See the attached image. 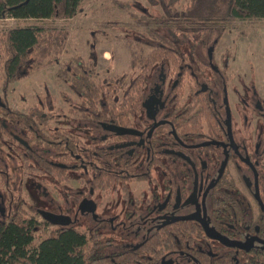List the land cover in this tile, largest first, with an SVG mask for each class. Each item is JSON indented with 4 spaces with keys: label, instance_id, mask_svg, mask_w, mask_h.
Instances as JSON below:
<instances>
[{
    "label": "flooded vegetation",
    "instance_id": "obj_1",
    "mask_svg": "<svg viewBox=\"0 0 264 264\" xmlns=\"http://www.w3.org/2000/svg\"><path fill=\"white\" fill-rule=\"evenodd\" d=\"M155 5L163 13L147 19L157 24L136 21L149 51L126 41L128 71L100 77L93 54L88 60L77 55L56 70V80L76 98L61 93L66 110L52 105L47 93L23 109L0 97V225H27L33 233L83 225L79 231L97 236L85 241L96 245L101 259L128 257L129 264H264V102L253 86L242 96L233 88L232 122L229 53L220 67L211 58L224 31L203 42L202 33L217 28L171 33L167 22L160 23L166 17L160 0ZM130 48L143 57L166 51L149 67L133 66ZM60 56L32 72L22 69L11 83L3 71L2 88L13 90L12 84L58 64ZM75 64L92 66L95 81L113 78L109 95L125 124L99 117L58 78L59 69ZM126 99L137 107L123 110ZM108 109L104 103L99 110ZM105 203L112 204L110 213Z\"/></svg>",
    "mask_w": 264,
    "mask_h": 264
},
{
    "label": "trees",
    "instance_id": "obj_2",
    "mask_svg": "<svg viewBox=\"0 0 264 264\" xmlns=\"http://www.w3.org/2000/svg\"><path fill=\"white\" fill-rule=\"evenodd\" d=\"M88 1L90 0H0V20L7 18L35 20L32 25L7 28L0 32V60L6 78L5 83L19 79L22 69L32 72L58 61L65 48L69 29L58 25L56 21L73 18L82 11L83 5ZM178 1L160 0L166 16L160 23L164 25L167 22L171 33L187 31L186 27L198 26L234 31L241 23L253 25L264 19V0H229L226 11L220 15H189L191 9L188 7L183 17L175 19L178 13L175 4ZM143 20H147L149 26L157 24L156 19ZM143 20L140 23L144 24ZM147 29L152 37L163 39L155 31V27ZM167 44L169 48L172 46L171 41ZM165 51L164 48H158L147 57H143L130 48V64L149 67L156 60H160ZM173 52L167 50V55L176 63ZM70 68L72 69L66 67L59 69L57 76L60 80L72 84L81 104L101 114L99 117L112 119L116 124H125L126 115L115 114L117 105L109 95L113 78L109 84L106 81L101 83L91 77L92 66L75 64ZM132 102L130 99L124 100L122 109L127 111L135 109L137 104L132 105ZM104 103L109 105L108 112L99 110ZM86 237L97 238L96 235H85L73 227L33 233L27 225H0V264H129L128 257L110 260V257L105 256L101 259L97 250L92 248L96 245L86 243ZM86 246L91 249H86ZM126 254L131 252L128 251Z\"/></svg>",
    "mask_w": 264,
    "mask_h": 264
},
{
    "label": "rangeland",
    "instance_id": "obj_3",
    "mask_svg": "<svg viewBox=\"0 0 264 264\" xmlns=\"http://www.w3.org/2000/svg\"><path fill=\"white\" fill-rule=\"evenodd\" d=\"M156 1L90 0L86 2L82 11L73 18L56 21L58 25L69 29L65 49L58 64L46 66L33 75L12 84L13 90L6 92L2 88L4 74L0 60V97L4 98L11 108L23 109L34 103L39 94L47 93L52 99V105L66 110L68 107L62 102L61 93L73 99L76 98L65 83L56 80V70L77 55L88 60L93 54L97 63V74L100 77L128 71L129 54L126 41H130L134 48L141 47L145 52L149 51L148 37L144 33L143 26L136 25V21L150 16H160L163 11L159 5H155ZM228 1L179 0L175 4V9L181 14L190 7V13L196 16L220 15L226 11ZM34 23L35 20L32 19H3L0 20V32L7 28ZM219 33L218 29L203 32L200 41H206L208 38L214 40ZM194 37L197 39L198 35ZM207 44L210 45L211 42ZM185 46H189V43ZM212 51V61L219 67L221 66L220 57L226 51L229 53V67L226 70L229 94L234 88L236 95L242 96L245 93L249 95L247 90L253 86L258 98L264 102V19L253 25L241 23L234 31H224L220 34L218 41L213 44ZM230 95L231 103L235 105L237 97ZM234 105H232V122H235L237 118L234 116L236 115V105ZM260 122L264 126V120ZM250 123H253L252 119ZM105 205H107L105 210L110 213L112 204L105 203ZM82 229L83 225L78 227V230Z\"/></svg>",
    "mask_w": 264,
    "mask_h": 264
},
{
    "label": "water",
    "instance_id": "obj_4",
    "mask_svg": "<svg viewBox=\"0 0 264 264\" xmlns=\"http://www.w3.org/2000/svg\"><path fill=\"white\" fill-rule=\"evenodd\" d=\"M114 130L118 131V132H131L129 130H125V129H122V128H114ZM48 219L53 221V222H59L60 219L57 218V217H53L51 215H47Z\"/></svg>",
    "mask_w": 264,
    "mask_h": 264
}]
</instances>
